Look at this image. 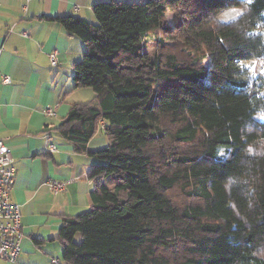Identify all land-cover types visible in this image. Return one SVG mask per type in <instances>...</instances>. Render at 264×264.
I'll list each match as a JSON object with an SVG mask.
<instances>
[{"label": "trees", "instance_id": "obj_1", "mask_svg": "<svg viewBox=\"0 0 264 264\" xmlns=\"http://www.w3.org/2000/svg\"><path fill=\"white\" fill-rule=\"evenodd\" d=\"M232 7L241 13L220 21ZM93 10L96 23L49 16L84 40L74 83L96 92L57 128L96 159L91 206L59 230L63 260L264 264V70L248 66L264 62V0ZM102 125L108 144L90 149Z\"/></svg>", "mask_w": 264, "mask_h": 264}, {"label": "crops", "instance_id": "obj_2", "mask_svg": "<svg viewBox=\"0 0 264 264\" xmlns=\"http://www.w3.org/2000/svg\"><path fill=\"white\" fill-rule=\"evenodd\" d=\"M97 1L0 0V75L12 78L0 81V140L11 149L16 168L12 197L20 206L24 231L18 260L0 264H50L55 257L68 264L60 227L65 217L91 206L88 171L96 159L77 152L57 129L73 103L96 95L93 88L74 83L73 63L83 58L86 44L49 16L95 23ZM54 52L57 64L50 57ZM103 127L90 140V149L108 144ZM52 181L64 182L65 189L55 192Z\"/></svg>", "mask_w": 264, "mask_h": 264}, {"label": "built area", "instance_id": "obj_3", "mask_svg": "<svg viewBox=\"0 0 264 264\" xmlns=\"http://www.w3.org/2000/svg\"><path fill=\"white\" fill-rule=\"evenodd\" d=\"M2 51L3 47L0 46V55ZM50 57L52 63L57 64L56 53H52ZM0 81L10 83L12 78L8 74H1ZM47 113H50L49 108ZM51 149H56V146L51 145ZM15 181L16 168L13 165L11 149L0 140V260L9 262L18 260L24 237L21 209L12 197ZM50 185L55 192L65 189V184L61 181H52ZM51 264H61V261L55 257Z\"/></svg>", "mask_w": 264, "mask_h": 264}, {"label": "rangeland", "instance_id": "obj_4", "mask_svg": "<svg viewBox=\"0 0 264 264\" xmlns=\"http://www.w3.org/2000/svg\"><path fill=\"white\" fill-rule=\"evenodd\" d=\"M241 11L242 10L240 8H237V7L226 8L225 10H223L222 12H220L217 17H218V19L220 21L228 22V21L233 20L234 18H236L241 13ZM172 12L173 11H169V13H168V17H169V19L171 21L175 17ZM200 56H201V60H202V54ZM206 60H207V58H206ZM260 65H263V69H262V71H263L264 70V62L255 61V62H249L248 63V66L249 67L251 66L252 69L256 68V70H257V68H259L258 66H260ZM103 122L104 121H102L101 123H103ZM77 237H78V239L80 238L79 235Z\"/></svg>", "mask_w": 264, "mask_h": 264}, {"label": "snow or ice", "instance_id": "obj_5", "mask_svg": "<svg viewBox=\"0 0 264 264\" xmlns=\"http://www.w3.org/2000/svg\"><path fill=\"white\" fill-rule=\"evenodd\" d=\"M249 2H251V0H249Z\"/></svg>", "mask_w": 264, "mask_h": 264}]
</instances>
